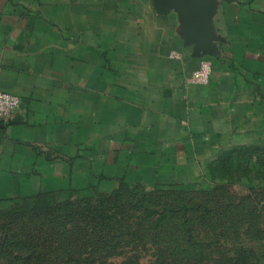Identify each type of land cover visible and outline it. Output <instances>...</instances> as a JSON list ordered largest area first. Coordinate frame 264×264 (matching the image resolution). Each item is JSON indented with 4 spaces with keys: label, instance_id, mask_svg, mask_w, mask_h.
<instances>
[{
    "label": "crops",
    "instance_id": "crops-1",
    "mask_svg": "<svg viewBox=\"0 0 264 264\" xmlns=\"http://www.w3.org/2000/svg\"><path fill=\"white\" fill-rule=\"evenodd\" d=\"M183 27L154 0H0V91L21 101L0 120L2 196L197 180L263 101L264 0H217L200 54Z\"/></svg>",
    "mask_w": 264,
    "mask_h": 264
},
{
    "label": "rangeland",
    "instance_id": "rangeland-1",
    "mask_svg": "<svg viewBox=\"0 0 264 264\" xmlns=\"http://www.w3.org/2000/svg\"><path fill=\"white\" fill-rule=\"evenodd\" d=\"M167 49L168 65L171 44ZM260 102L245 111L248 123L234 128L238 134L216 142L195 181L166 180L135 195L116 192L120 183L111 181L77 190L52 185L20 197L0 191V264H264Z\"/></svg>",
    "mask_w": 264,
    "mask_h": 264
},
{
    "label": "water",
    "instance_id": "water-1",
    "mask_svg": "<svg viewBox=\"0 0 264 264\" xmlns=\"http://www.w3.org/2000/svg\"><path fill=\"white\" fill-rule=\"evenodd\" d=\"M158 9L178 11L182 16L185 38L188 42L197 41V52L209 47L213 34L211 16L217 0H154Z\"/></svg>",
    "mask_w": 264,
    "mask_h": 264
},
{
    "label": "built area",
    "instance_id": "built-area-1",
    "mask_svg": "<svg viewBox=\"0 0 264 264\" xmlns=\"http://www.w3.org/2000/svg\"><path fill=\"white\" fill-rule=\"evenodd\" d=\"M173 58H179V54L172 53ZM213 74V66L209 61H201L194 73V82L198 85L209 84ZM20 106V100L15 95L0 91V120L10 117Z\"/></svg>",
    "mask_w": 264,
    "mask_h": 264
},
{
    "label": "trees",
    "instance_id": "trees-1",
    "mask_svg": "<svg viewBox=\"0 0 264 264\" xmlns=\"http://www.w3.org/2000/svg\"><path fill=\"white\" fill-rule=\"evenodd\" d=\"M120 183V186L118 188V190L116 192H120L121 190L125 189L127 192L129 193H133V195L135 194H139L138 192H140L141 194H145L147 192H150L152 193L153 191L149 190L141 185H136L134 187H132V185H129L128 182H126L125 180H122L119 182ZM134 188V189H132ZM128 190H132V191H128ZM183 209L187 210V207L185 206H182Z\"/></svg>",
    "mask_w": 264,
    "mask_h": 264
}]
</instances>
